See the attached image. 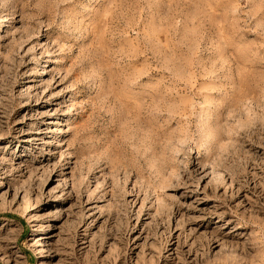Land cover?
Masks as SVG:
<instances>
[{"label": "rangeland", "instance_id": "1", "mask_svg": "<svg viewBox=\"0 0 264 264\" xmlns=\"http://www.w3.org/2000/svg\"><path fill=\"white\" fill-rule=\"evenodd\" d=\"M0 264H264V0H0Z\"/></svg>", "mask_w": 264, "mask_h": 264}]
</instances>
